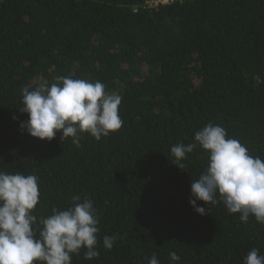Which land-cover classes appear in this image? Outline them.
<instances>
[{"label": "trees", "instance_id": "trees-1", "mask_svg": "<svg viewBox=\"0 0 264 264\" xmlns=\"http://www.w3.org/2000/svg\"><path fill=\"white\" fill-rule=\"evenodd\" d=\"M0 0V171L39 177L34 215L87 195L111 250L72 264H244L264 255V224L222 203L200 215L192 180L207 166L197 146L174 165L171 146L208 123L264 159V0ZM101 81L122 97L118 131L80 147L58 132L33 138L19 125L22 90L59 77ZM15 117L16 119H14Z\"/></svg>", "mask_w": 264, "mask_h": 264}, {"label": "clouds", "instance_id": "clouds-1", "mask_svg": "<svg viewBox=\"0 0 264 264\" xmlns=\"http://www.w3.org/2000/svg\"><path fill=\"white\" fill-rule=\"evenodd\" d=\"M58 79L60 83L22 90L19 111L28 116L20 122L22 132L48 141L59 132L80 147L81 133L99 141L121 129L120 95L107 92L101 81ZM197 146L204 150L207 166L191 183L189 203L194 211L209 214L208 207L206 211L197 201L207 206L222 203L229 214H239L241 222L247 223L251 216L264 224V159L251 155L222 126L208 123L194 133L193 143L171 146L173 164L182 170V161ZM38 181L35 174L0 171V264H72L73 255L79 256L81 249L84 259L92 260L100 255L99 244L106 250L113 248L119 234L99 238L97 209L87 195L74 196L69 207L53 208L51 215L41 216L37 223L33 213L40 197ZM168 255L172 264H179L177 252ZM148 264H160L155 252ZM244 264H264V255L252 248Z\"/></svg>", "mask_w": 264, "mask_h": 264}, {"label": "built area", "instance_id": "built-area-1", "mask_svg": "<svg viewBox=\"0 0 264 264\" xmlns=\"http://www.w3.org/2000/svg\"><path fill=\"white\" fill-rule=\"evenodd\" d=\"M171 1H173V0H156V1H154V2H151V4L150 5H158V4H160V3H169V2H171Z\"/></svg>", "mask_w": 264, "mask_h": 264}]
</instances>
